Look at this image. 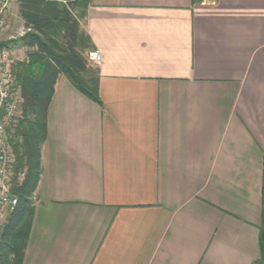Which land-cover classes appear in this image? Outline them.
I'll use <instances>...</instances> for the list:
<instances>
[{"label": "crops", "instance_id": "1", "mask_svg": "<svg viewBox=\"0 0 264 264\" xmlns=\"http://www.w3.org/2000/svg\"><path fill=\"white\" fill-rule=\"evenodd\" d=\"M99 103L44 110L21 264H255L264 0H88Z\"/></svg>", "mask_w": 264, "mask_h": 264}, {"label": "trees", "instance_id": "2", "mask_svg": "<svg viewBox=\"0 0 264 264\" xmlns=\"http://www.w3.org/2000/svg\"><path fill=\"white\" fill-rule=\"evenodd\" d=\"M17 3L26 32L15 45L27 52L12 70L21 96L22 118L10 142L15 155L14 172L23 171L24 176L12 187L17 205L8 215L0 237V264L22 263L33 215L31 198L41 174L43 113L57 77L63 75L77 91L99 103L98 71L85 55L93 47L81 27L88 0H17ZM1 45L8 47L6 43ZM262 168L260 257L255 264H264V154Z\"/></svg>", "mask_w": 264, "mask_h": 264}, {"label": "built area", "instance_id": "3", "mask_svg": "<svg viewBox=\"0 0 264 264\" xmlns=\"http://www.w3.org/2000/svg\"><path fill=\"white\" fill-rule=\"evenodd\" d=\"M7 9L8 0H0V33L7 21ZM18 49V45L15 48L2 46L0 41V237L8 215L17 205V197L12 193V181H21L24 176L23 171L14 172L15 156L10 142L22 118L21 96L12 71L18 61L13 52ZM86 59L97 66L100 62L99 51H88Z\"/></svg>", "mask_w": 264, "mask_h": 264}, {"label": "rangeland", "instance_id": "4", "mask_svg": "<svg viewBox=\"0 0 264 264\" xmlns=\"http://www.w3.org/2000/svg\"><path fill=\"white\" fill-rule=\"evenodd\" d=\"M8 14L7 21L3 31L0 33V41L2 43L8 44L9 48H15L16 41L21 38L26 30L22 27V21L18 14V3L17 0H8ZM14 46V47H12ZM16 51V50H15ZM13 52L17 59L22 60L25 57L26 49H18ZM86 55V54H85ZM15 156V155H14ZM15 180L12 181L14 184Z\"/></svg>", "mask_w": 264, "mask_h": 264}]
</instances>
